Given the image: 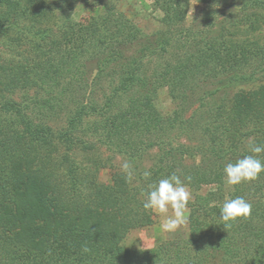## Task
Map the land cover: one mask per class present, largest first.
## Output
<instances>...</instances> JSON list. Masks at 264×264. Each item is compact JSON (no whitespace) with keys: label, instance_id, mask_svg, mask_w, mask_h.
Wrapping results in <instances>:
<instances>
[{"label":"trees","instance_id":"1","mask_svg":"<svg viewBox=\"0 0 264 264\" xmlns=\"http://www.w3.org/2000/svg\"><path fill=\"white\" fill-rule=\"evenodd\" d=\"M192 2L202 17L186 26ZM152 7L159 27L146 34L114 0H0V264H264V173L238 186L224 175L264 160L249 147L264 145V0ZM163 89L169 112L155 105ZM96 145L158 155L136 181L101 183L74 156ZM173 174L195 193L187 236L126 247L153 224L149 185ZM235 197L251 216L225 229L219 210Z\"/></svg>","mask_w":264,"mask_h":264},{"label":"rangeland","instance_id":"2","mask_svg":"<svg viewBox=\"0 0 264 264\" xmlns=\"http://www.w3.org/2000/svg\"><path fill=\"white\" fill-rule=\"evenodd\" d=\"M117 8L128 17L137 27H139L144 33L148 34L155 31L158 26V21L161 14L152 7V0H114ZM203 6L192 2L187 11L185 25L189 26L193 21L201 19ZM85 10L82 6H78L72 13V19L78 21L86 16ZM32 91H18L11 95L13 101H20L21 96L30 95ZM3 93L0 91V95ZM155 105L160 112H169L173 109V104L167 95L166 90H159ZM47 124L54 129L62 128L64 126V118L59 115L47 121ZM173 137H170V139ZM175 139V138H174ZM183 142V141H181ZM175 145L177 142L174 141ZM158 151L151 150L146 153L140 159H131L124 154H116L113 151H109L101 145H96L92 151L87 153L79 152L74 156H77V160L83 166H88L96 169L98 181L101 183H108L113 175L125 174L122 170V164L127 161L131 165L133 171L132 179L136 181L137 173L140 169L148 168L153 161L156 160ZM200 156H196L198 160ZM207 189H205L206 191ZM191 191V202L195 193ZM189 209L185 213V222L178 226L174 231L164 232L160 228L161 218L159 215L152 212L153 224L147 228L131 231L126 239L125 246L134 249H150L155 245L167 241L185 238L188 234V218Z\"/></svg>","mask_w":264,"mask_h":264},{"label":"clouds","instance_id":"3","mask_svg":"<svg viewBox=\"0 0 264 264\" xmlns=\"http://www.w3.org/2000/svg\"><path fill=\"white\" fill-rule=\"evenodd\" d=\"M249 147L251 153L260 154L264 152V145L250 144ZM122 170L131 180L133 171L127 161L122 164ZM262 173H264V160L257 158V155H246L234 163H227L224 168L225 178L231 186L255 181ZM143 176L148 178L151 176V172L145 171ZM185 179L190 182L191 177ZM190 200V189L179 176L173 174L149 185L143 208L159 215L161 230L170 232L185 222V213ZM219 211L220 220L224 222L226 229L240 219L250 218L252 205L243 197H235L225 200ZM84 250L87 251L86 248Z\"/></svg>","mask_w":264,"mask_h":264}]
</instances>
